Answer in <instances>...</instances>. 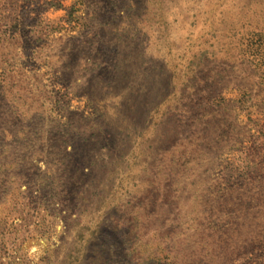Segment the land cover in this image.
I'll return each mask as SVG.
<instances>
[{
    "label": "rangeland",
    "instance_id": "rangeland-1",
    "mask_svg": "<svg viewBox=\"0 0 264 264\" xmlns=\"http://www.w3.org/2000/svg\"><path fill=\"white\" fill-rule=\"evenodd\" d=\"M0 264H264V0H0Z\"/></svg>",
    "mask_w": 264,
    "mask_h": 264
}]
</instances>
